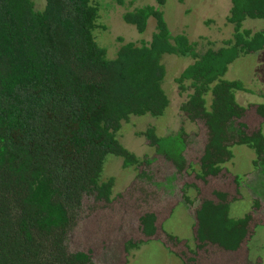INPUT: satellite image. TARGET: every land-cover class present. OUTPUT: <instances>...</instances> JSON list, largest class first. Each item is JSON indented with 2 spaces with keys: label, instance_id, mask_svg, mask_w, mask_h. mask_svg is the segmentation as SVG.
I'll return each instance as SVG.
<instances>
[{
  "label": "trees",
  "instance_id": "16d2710c",
  "mask_svg": "<svg viewBox=\"0 0 264 264\" xmlns=\"http://www.w3.org/2000/svg\"><path fill=\"white\" fill-rule=\"evenodd\" d=\"M164 3L154 0L123 13L138 33L150 19L155 31L148 42L122 44L108 57L94 35L98 1L0 0V264H94L89 252L69 250L70 234L85 198L112 199L114 179L102 178L107 156L120 158L124 168L141 164L118 133L132 118L164 115L165 55L193 59L175 83L185 94L183 120L207 131L195 176L218 175L233 147L245 146L253 153L256 192L264 198V132L248 133L242 122L247 109L237 98L247 90L238 79H224L230 64L264 49V0H230L231 37L199 53L185 35L171 34ZM262 90L255 112L264 120ZM140 135L183 170L184 126L165 141L178 140V153L160 146L168 137H158L153 125ZM231 203L220 191L200 202L194 214L199 242L239 248L250 216L231 217ZM155 222L154 213L139 217L145 237L155 236ZM140 244L127 242L125 248Z\"/></svg>",
  "mask_w": 264,
  "mask_h": 264
},
{
  "label": "rangeland",
  "instance_id": "374dc122",
  "mask_svg": "<svg viewBox=\"0 0 264 264\" xmlns=\"http://www.w3.org/2000/svg\"><path fill=\"white\" fill-rule=\"evenodd\" d=\"M96 1L100 3V10L94 35L108 57H113L122 44L140 45L151 39L155 31L153 19L143 33H138L122 20V14L154 4V0ZM229 6L230 0H165L162 10L171 34L185 35L199 53L207 48H218L231 37L232 28L226 21ZM248 22L261 24L263 21ZM261 51L234 61L224 76L226 80H240L247 90L238 92L237 98L255 120H249L248 133L255 132L260 123L255 105L261 102L257 92L260 88L264 91V80L260 79L264 76L257 80L255 70ZM192 61L175 55L162 58L166 72L163 89L169 106L158 119L139 117L122 124L118 133L120 143L142 162L124 168L120 158L106 157L102 178L114 179L112 199L106 203L85 198L78 224L69 237L70 251L89 252L94 264H264V198L255 189L257 175L252 170V151L245 146H235L233 158L218 175L204 179L195 176L207 131L202 123L194 125L183 120L180 105L185 94H180L175 83ZM149 125L155 127L158 137H168L160 146L164 144L176 153L182 150L178 147L180 142L165 141L174 139L169 136L184 126L188 137L185 138L183 170L177 171L170 158L140 135ZM237 176L240 182L236 181ZM215 191L226 193L232 200L231 217L250 216L247 236L233 252L196 239L195 211L200 202L212 198ZM259 192L264 194V187L259 188ZM144 213L156 215L157 232L153 237H145L139 227V217ZM127 242L141 244L138 249L128 251Z\"/></svg>",
  "mask_w": 264,
  "mask_h": 264
},
{
  "label": "flooded vegetation",
  "instance_id": "af4514ba",
  "mask_svg": "<svg viewBox=\"0 0 264 264\" xmlns=\"http://www.w3.org/2000/svg\"><path fill=\"white\" fill-rule=\"evenodd\" d=\"M257 53V52H256ZM261 53H262V55H261V57H260V54H259V57L260 58H258L257 59V61H258V66H257V69L255 70V73H256V76H257V80H259V78L261 77V75L262 76H264V63H262V62H264V51H261ZM261 79V82H262V80H264V79H262V78H260ZM264 82V81H263ZM259 90L260 89H258V92L257 93H259ZM260 98V97H259ZM260 99H262V98H260ZM255 110H256V107H255ZM245 115H244V119L242 120V122L243 123H245L246 124V126H247V130L249 129V124H248V122H249V120H251L252 122L253 121H255V120H253L251 117H249V115H248V113H247V110H246V112L244 113ZM250 118V119H248L247 120V118ZM257 117H258V119H259V121H260V123L257 125V127H256V130H255V132H257V131H259V130H263V132H264V120L261 118V117H259L258 115H257ZM258 121V122H259ZM263 125V126H262Z\"/></svg>",
  "mask_w": 264,
  "mask_h": 264
}]
</instances>
